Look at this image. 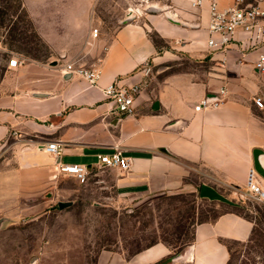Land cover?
<instances>
[{"label":"crops","instance_id":"0c3cea01","mask_svg":"<svg viewBox=\"0 0 264 264\" xmlns=\"http://www.w3.org/2000/svg\"><path fill=\"white\" fill-rule=\"evenodd\" d=\"M193 1L141 2L109 32L94 16L99 0H22L57 65L19 61L0 79V219L34 210L52 192L67 193L71 177L55 176L57 161L88 168V179L103 177L121 201L195 194L202 186L247 192L251 172L264 190V109L253 102L264 105V69L256 68L264 32L255 40L238 30L228 48L210 49V37L217 40L208 32L210 3ZM214 1L220 10L264 9V0ZM69 63L97 69V86L64 74ZM112 83L139 86L134 116L120 117L105 101L103 89ZM205 99L208 106L195 111ZM49 143L61 147L58 160L44 151ZM116 149L129 162L126 172L99 166V157ZM252 231L250 220L226 212L194 225L176 261L228 264L229 244L248 242ZM170 256L156 244L128 264ZM105 264H115L114 257Z\"/></svg>","mask_w":264,"mask_h":264},{"label":"rangeland","instance_id":"374dc122","mask_svg":"<svg viewBox=\"0 0 264 264\" xmlns=\"http://www.w3.org/2000/svg\"><path fill=\"white\" fill-rule=\"evenodd\" d=\"M144 1L152 0H99L94 16L113 32L126 13ZM0 19V76L12 59L57 65V56L40 37L22 0H0ZM99 179L80 184L70 178L64 184L66 194L52 192L37 200L34 210L22 209L0 219V264H105L107 256H113L115 264H128L156 244L168 248L171 256L155 264H183L169 260L192 241L194 225L226 212L253 224L248 242L229 244L228 264H264V205L251 200L246 191L214 188L235 207L185 192L121 201L101 182L103 177ZM58 202L71 206L59 210Z\"/></svg>","mask_w":264,"mask_h":264},{"label":"built area","instance_id":"2783aa9c","mask_svg":"<svg viewBox=\"0 0 264 264\" xmlns=\"http://www.w3.org/2000/svg\"><path fill=\"white\" fill-rule=\"evenodd\" d=\"M203 0H194L192 6L196 7L202 3ZM210 5L209 12V26L208 32L210 36H217V40L210 37L208 40V47L210 49L217 48L225 50L230 46L233 41L235 33L240 30L244 34H250L254 36L255 40H259L260 36L264 32V9L258 6H241L235 4L224 10H220L214 0H208ZM98 34L97 29H93L91 35L96 38ZM21 63L17 59H12L9 62V67H15ZM256 68L259 71L264 69V56L260 57ZM150 72V69L145 71L146 75ZM64 74L76 75L84 80L88 86L95 87L98 84L100 78V72L93 68L76 67L73 64H67L64 67ZM139 86H133L129 88L118 86L117 83H112L103 89V96L105 101L112 105L113 111L120 117H130L135 115V100L139 94ZM226 91L222 89L219 93L224 97ZM213 106L218 105L219 100L212 99ZM210 100L205 99L201 101L195 108V111H200L208 106ZM254 105L263 110L264 105L260 98L253 100ZM44 151L53 155L56 160L60 158L61 147L56 143H49L44 148ZM99 166L104 168H117L123 172L129 169V162L127 158L123 157L119 150L108 156L99 157ZM53 172L55 176L64 175L75 179L78 183L84 184L87 182L90 170L80 165H65L59 161L53 166ZM247 194L248 197L258 204L264 205V190L258 185L255 177V173L251 172L247 179Z\"/></svg>","mask_w":264,"mask_h":264},{"label":"water","instance_id":"95a60500","mask_svg":"<svg viewBox=\"0 0 264 264\" xmlns=\"http://www.w3.org/2000/svg\"><path fill=\"white\" fill-rule=\"evenodd\" d=\"M51 65H56L55 62H52ZM200 196L202 198L211 200V201H219L222 203H227L228 201L224 199L222 196H220L216 191H214L212 188L207 187V186H202L200 189ZM71 203L70 202H59L57 203V208L59 210H62L64 208L70 207ZM180 258V255H177L176 257H172L169 261H176Z\"/></svg>","mask_w":264,"mask_h":264},{"label":"trees","instance_id":"16d2710c","mask_svg":"<svg viewBox=\"0 0 264 264\" xmlns=\"http://www.w3.org/2000/svg\"><path fill=\"white\" fill-rule=\"evenodd\" d=\"M5 14L2 12V14H1V17H3ZM26 16V15H25ZM2 19H0V27L2 26ZM152 39H153V41H154V43H156L157 44V41H156V39L152 36ZM4 72H5V69L3 70V73L1 74V76H0V79L2 78V76L4 75ZM224 204H227L228 206H230V207H235V205L233 204V203H231V202H227V203H224ZM232 213H235V212H232ZM235 214H237V215H240V214H238V213H235ZM222 215V214H221ZM220 216V215H219ZM218 216V217H219ZM241 216V215H240ZM217 217V218H218ZM217 218H215V219H217ZM214 219V220H215ZM246 219V218H245ZM213 220V221H214ZM213 221H211V222H213ZM203 223H206V222H203ZM201 224V223H200ZM152 246H154V245H152ZM152 246H150V247H152ZM150 247H148L147 249H149ZM146 249V250H147Z\"/></svg>","mask_w":264,"mask_h":264}]
</instances>
